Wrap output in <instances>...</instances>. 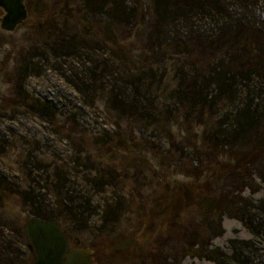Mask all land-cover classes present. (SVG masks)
Listing matches in <instances>:
<instances>
[{
    "label": "rangeland",
    "instance_id": "rangeland-1",
    "mask_svg": "<svg viewBox=\"0 0 264 264\" xmlns=\"http://www.w3.org/2000/svg\"><path fill=\"white\" fill-rule=\"evenodd\" d=\"M66 1L26 0L27 19L14 32L0 27V181L9 190L0 209V264L32 263L29 242L22 238L31 216L26 206L35 199L38 207L61 215V204L46 192L53 187L65 199L61 206H66L68 219L63 227L70 245L77 242L91 250L94 264H214L196 252L209 247L230 254L229 241L234 239L254 241L264 255V224L256 237L231 210L232 203L241 209L244 201L256 205L264 199V180L259 176L264 175V166L244 170L235 162V153L252 143L229 142L222 147L224 153H216L213 128L204 138V130L209 131L204 124L185 120V109L168 106L176 81L170 59L159 67L151 60L158 82L146 96L153 106L140 97L142 108L136 110L163 116H148L146 123L113 116L112 96L118 93L121 101L130 102L132 94L113 92L112 82L119 84L122 71L107 55L122 50L128 55L131 47L134 55L146 50L152 29L144 11L152 0H123L126 9L146 8L130 24L93 36L90 41L100 38V42L92 43L91 64L82 57L46 59L33 53L44 38L57 45L61 38L76 34L72 19L76 7L71 2L66 7ZM3 15L0 8V18ZM255 16L264 20L263 4L256 7ZM188 25L194 31L216 28L199 18L190 19ZM184 27L179 23L178 31ZM111 36L116 45L102 42ZM215 61L209 58L197 64L208 67ZM107 63L111 79L102 75ZM90 68L100 76L95 90L85 76ZM244 103V96L224 100V107L209 114L212 123L230 131L235 109ZM216 115L218 119L223 115L222 123ZM119 140L128 145L125 151ZM173 197L178 199L179 214L168 204ZM223 199L231 206L226 210ZM153 215L157 216L152 219ZM128 238L134 240L131 248L110 250Z\"/></svg>",
    "mask_w": 264,
    "mask_h": 264
},
{
    "label": "trees",
    "instance_id": "trees-1",
    "mask_svg": "<svg viewBox=\"0 0 264 264\" xmlns=\"http://www.w3.org/2000/svg\"><path fill=\"white\" fill-rule=\"evenodd\" d=\"M69 2L75 5L77 11V14L72 15L78 28L76 34L65 40L61 38L57 45L48 42L51 38L42 39L40 47L33 49L36 56L46 59L76 60L82 57L88 60L87 64H91L89 57L95 49L92 43L93 41L98 44L100 42V38L90 41L93 36H100L103 31L109 33L111 28L117 29L123 23L130 24L133 17L146 8V5H142L140 8L136 6L126 9L123 0L120 2L115 0H67L66 7ZM151 2L144 11L149 17L152 29L146 50L134 55L131 47L129 57L123 50L120 53L109 52L107 55V59L110 58L111 61L119 63L118 70L122 71L118 79L119 84L112 82L113 92L128 93L130 91L132 94L129 98L132 99L130 102L121 101L122 97L118 93L112 96L110 108L114 109L113 116L119 117V120L125 118L128 122L135 118L137 123H146L149 120L148 116H152L153 119L162 117L163 113L136 110L141 107L140 97L147 101L148 106H153L152 101L146 96L158 82L152 76L154 67L151 65V60L159 67L169 62L170 59L176 81L168 106L185 109L183 112L185 120L192 118L197 120L198 124H204L209 131L204 130L206 132L204 133L202 130V137L206 138L208 132L214 129L212 133L215 135L213 136V141L215 140L213 150L216 153H224L222 147L229 142L252 143L250 148H242V152L235 153V162L244 170L248 167L253 168V165L260 169L264 166V151L262 150L264 143V20L255 16V10L259 4L264 5V0H152ZM192 18L208 19L213 25L215 24L216 28L209 32L201 30L200 27H197L199 30L196 31L187 29L188 21ZM94 22H100V25L95 27ZM179 23L186 27L183 32L178 31ZM138 37L139 34H136L135 40H138ZM102 42H111L116 45L112 36L104 38ZM209 58L216 61L208 67L204 64H197V62L206 63L205 60ZM105 65L107 68L102 75H109L107 78L111 79L109 64ZM89 70L85 76L89 78L92 89L95 90L100 80L97 77L100 76L95 70ZM127 73H129V78L126 77ZM238 96H244L245 103L242 108L235 109L234 123L231 126L227 125L230 131L224 129L226 127L223 124H221L222 127L218 123H212V117L209 114L218 107H224V100H233ZM145 101H143L144 104ZM127 107L131 111L125 113L124 110ZM169 115L171 119L176 116L171 111ZM222 116L220 120L218 116L216 118L219 123H222ZM182 122L184 125L185 122L183 120ZM121 140L118 141L120 150L125 151L128 145ZM197 140L199 141L198 138L195 141ZM204 140L202 139V142ZM110 143L115 145L116 141ZM127 154L128 152L125 153ZM259 176L263 181L264 175ZM8 191L7 186L0 181V194L3 200L0 209L6 205ZM46 192L56 205L65 203L59 188H47ZM20 194L30 196L29 192ZM15 195L20 196L18 193ZM168 201L172 209L176 208L179 214L178 199L173 197ZM30 202V205L26 206L30 217L57 222L64 231L63 224L68 219L66 206L58 205L63 209V213L55 215L47 207H38L35 199H31ZM222 204L225 210L232 206V212L240 216V220L251 229L256 237L260 234V225L264 224L262 222L264 220V199L257 201L256 205L244 201L241 209L238 206L234 207L233 203L230 206L224 202V199ZM22 238L28 241L24 234ZM255 245L252 240L234 239L229 241L230 254L224 253L220 248L209 247L203 252L199 250L201 253L196 252V254L199 258L214 264H264V255ZM32 257L34 259L33 253Z\"/></svg>",
    "mask_w": 264,
    "mask_h": 264
},
{
    "label": "water",
    "instance_id": "water-1",
    "mask_svg": "<svg viewBox=\"0 0 264 264\" xmlns=\"http://www.w3.org/2000/svg\"><path fill=\"white\" fill-rule=\"evenodd\" d=\"M26 0H0V8L4 15L0 18V27L5 32H14L28 16ZM188 192L184 193L185 206L189 202ZM3 204L0 194V205ZM157 215H153L154 219ZM151 219V220H152ZM24 235L29 242V248L34 254L31 264H94L93 252L78 246L71 247L70 240L57 222L45 221L30 217L26 221ZM133 238L117 243L110 250H125L131 248Z\"/></svg>",
    "mask_w": 264,
    "mask_h": 264
},
{
    "label": "flooded vegetation",
    "instance_id": "flooded-vegetation-1",
    "mask_svg": "<svg viewBox=\"0 0 264 264\" xmlns=\"http://www.w3.org/2000/svg\"><path fill=\"white\" fill-rule=\"evenodd\" d=\"M72 247V246H71Z\"/></svg>",
    "mask_w": 264,
    "mask_h": 264
}]
</instances>
